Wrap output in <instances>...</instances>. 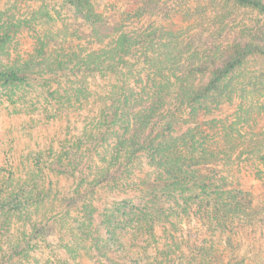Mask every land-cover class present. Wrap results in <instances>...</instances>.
<instances>
[{
  "label": "trees",
  "instance_id": "trees-1",
  "mask_svg": "<svg viewBox=\"0 0 264 264\" xmlns=\"http://www.w3.org/2000/svg\"><path fill=\"white\" fill-rule=\"evenodd\" d=\"M44 1L45 16L65 9L78 36L87 31V51L58 56L47 80L34 61L0 65V103L22 106L17 89L42 80V130L72 128L44 141L30 166L41 163L46 187L66 186L40 198L0 166V232L10 238L0 264H29L40 244L42 264H56L51 251L62 264H264V142L236 143L253 137L238 129L241 107L234 121L219 118L232 75L264 56V40L160 46L166 20L135 14L138 0ZM227 1L264 15V0Z\"/></svg>",
  "mask_w": 264,
  "mask_h": 264
},
{
  "label": "rangeland",
  "instance_id": "rangeland-1",
  "mask_svg": "<svg viewBox=\"0 0 264 264\" xmlns=\"http://www.w3.org/2000/svg\"><path fill=\"white\" fill-rule=\"evenodd\" d=\"M44 2L0 0V35H9L7 41L0 46V65L13 62L22 65L34 61L45 70L43 77L47 80L52 77L46 70L48 64L58 59V56L85 54L90 37L87 31L78 36L74 29L72 14L65 9L59 11L57 18L45 16ZM138 2L135 14L142 17L165 18V22L158 21V25L162 27L157 31L160 46L227 48L237 44L261 46L260 40H264V15L254 8L243 7L233 1L138 0ZM164 5L168 7L166 10L163 8ZM48 36L50 40H47ZM210 56L216 57L212 53ZM192 62H198L197 56L193 57ZM210 77L211 75L197 76L195 83L207 81ZM231 79L233 84L231 100L228 105L224 103L225 110L223 107L224 111L219 118L225 122L234 121L237 110L241 107L242 111H238V115L241 116L238 129H242V134L249 130L253 137L250 139L236 137V143L264 142V56L251 57ZM17 94L21 97L22 106H12L6 101L0 103V166L4 168L3 164L7 162L15 170L18 169L15 173L24 176L34 188L36 196L42 198V193L47 188H51L54 194L55 191H61L66 184L53 180L52 186L46 187L50 180L42 178L41 163L39 168L31 167L30 163L38 157L42 162L44 141L53 140L52 136L59 135L72 126L70 122L65 121L49 125L46 132L42 130V80L40 83H32L28 87L17 89ZM210 104L211 102H204L203 108L209 107ZM247 116L249 121L246 123ZM257 172L264 176V167H260ZM25 178L23 180H26ZM106 200L101 198V201ZM39 210L42 214V203ZM17 223L12 227L14 231L19 228L20 222ZM3 232H0V235L2 234L0 248L10 241L9 236ZM49 253L48 250L43 251L45 256ZM52 253L49 254V262L62 264ZM29 262L42 264V244L33 252ZM85 264L90 263L85 261Z\"/></svg>",
  "mask_w": 264,
  "mask_h": 264
}]
</instances>
